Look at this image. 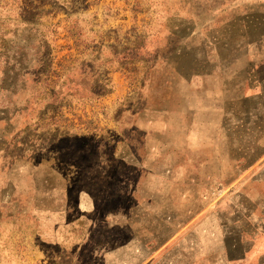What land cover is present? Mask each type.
I'll return each instance as SVG.
<instances>
[{"label":"rangeland","instance_id":"obj_1","mask_svg":"<svg viewBox=\"0 0 264 264\" xmlns=\"http://www.w3.org/2000/svg\"><path fill=\"white\" fill-rule=\"evenodd\" d=\"M139 125L261 152L264 0H0V264H42L59 190Z\"/></svg>","mask_w":264,"mask_h":264},{"label":"crops","instance_id":"obj_2","mask_svg":"<svg viewBox=\"0 0 264 264\" xmlns=\"http://www.w3.org/2000/svg\"><path fill=\"white\" fill-rule=\"evenodd\" d=\"M143 126L131 130L141 139L108 142L68 198L59 190V219L46 218L40 235L42 264H264V145L245 139V156L235 135L231 156L226 137L196 153L167 125Z\"/></svg>","mask_w":264,"mask_h":264}]
</instances>
